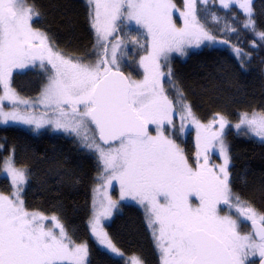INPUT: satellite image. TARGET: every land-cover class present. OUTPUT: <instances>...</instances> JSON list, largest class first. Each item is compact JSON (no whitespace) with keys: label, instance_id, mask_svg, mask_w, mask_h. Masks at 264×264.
Listing matches in <instances>:
<instances>
[{"label":"snow or ice","instance_id":"1","mask_svg":"<svg viewBox=\"0 0 264 264\" xmlns=\"http://www.w3.org/2000/svg\"><path fill=\"white\" fill-rule=\"evenodd\" d=\"M198 2L206 4L207 0H185V11L180 14L184 25L177 28L172 20V0H86L97 58L85 62L83 57L61 52L47 32L33 27L40 17L34 5L26 6L27 0H0V123L15 121L37 128L53 123L75 133L84 147L95 149L105 174L110 173L108 183L118 180L121 198L130 197L144 207L160 264H255V258L264 264V213L230 187L227 118L217 113L208 124L200 123L177 89L181 119L195 124L197 139L203 141L195 166L163 132L165 124H172L174 105L162 84V78H170L172 71H161V59L167 63L171 52L183 54L186 45L215 42L197 17ZM220 3L225 8L239 3L247 17L244 28L256 31L252 0ZM124 20L134 21L147 40V55L139 61L144 72L141 80L120 71L118 52L124 41L109 40ZM256 34L264 40V32ZM233 51L238 57L247 55L239 48ZM37 62L50 72L39 103L51 109L55 119H47L46 114H22L19 105H33L11 86L14 71L28 70ZM4 101L10 102L13 110L5 111ZM149 124L156 125L155 136L149 134ZM90 125L95 126L94 131ZM234 127L238 131L246 127L264 141V114L242 112ZM113 143L118 146H111ZM210 148H218L221 165L209 166ZM0 171L10 176L13 186L10 195L0 194V264H89L87 244H77L56 216L26 209L22 199L26 170L15 168L9 158ZM192 198L198 200L195 206ZM220 205L230 212L235 209L238 219L220 215ZM115 206L108 198L90 224L97 242L123 257L100 223ZM48 219L56 221L58 233L45 227ZM247 222L252 230L242 234L240 225ZM131 264L144 262L133 257Z\"/></svg>","mask_w":264,"mask_h":264},{"label":"trees","instance_id":"2","mask_svg":"<svg viewBox=\"0 0 264 264\" xmlns=\"http://www.w3.org/2000/svg\"><path fill=\"white\" fill-rule=\"evenodd\" d=\"M27 4L34 5L40 13L33 27L47 32L61 52L83 57L85 62L95 61V34L90 26L86 0H27ZM215 7L211 5L228 24L235 22L236 30L228 36L229 42L247 55L239 58L230 47L216 46L192 51L186 57L174 56L171 83L168 79L165 83L168 94L175 100L177 89L182 92L193 113L203 122L217 113L231 122H237L242 112L264 114V40L258 39L256 34L264 32V0H252L255 32L244 28L245 15L235 7ZM210 25L217 32V23ZM125 26L120 25L119 30L123 31ZM145 53V50L138 51L136 57L131 54V63L122 70L134 79H142L139 61ZM44 81L42 73L29 69L16 72L12 84L20 94L35 97ZM192 136L189 133L183 138L178 134V141L188 154ZM226 141L233 193L257 212L264 213V141L238 134L233 129L228 130ZM0 145H3L0 169L5 158L12 154L15 165L26 170L23 196L27 210L56 216L76 243L88 244L89 264H126L122 258L103 250L92 234L93 187L100 173L93 155L63 134L41 132L36 135L22 127L1 124ZM0 191L12 192L8 178L0 176ZM114 194L118 196V188ZM106 227L113 243L125 255L137 256L144 264H160L152 233L139 206L121 204Z\"/></svg>","mask_w":264,"mask_h":264},{"label":"rangeland","instance_id":"3","mask_svg":"<svg viewBox=\"0 0 264 264\" xmlns=\"http://www.w3.org/2000/svg\"><path fill=\"white\" fill-rule=\"evenodd\" d=\"M172 2L175 4V8L172 9V20L175 23L177 28H181L184 25V20H183V17L180 14L185 11V0H172ZM178 3H179V6H178ZM211 5H213L214 7H215V5H217V6L219 5L221 8L225 9V7H223L221 5L220 0H207L206 4H201V3L198 2V4H197V9H198L197 17L200 20V23L204 26L205 30L210 35H212L215 38V42L205 41L204 43L200 44L199 46H197L195 44L186 45L183 54H181L179 52H171L169 54L167 63H165V61L163 59H161V61H160V63H161V71L167 73L169 68L172 69V59L174 58V56L186 57L190 52L195 51V50H201V49H203L205 47L211 48V47H216V46H219V47L227 46V47H230L232 51H233L234 48H237V47H234V45H232L229 42V39H228V36L231 33L234 32L232 30L233 29L236 30L235 22H231L230 24H228L223 16H220L217 11L211 9ZM26 6H28V4H26ZM231 7H235L240 13L244 14L245 18L247 19L246 14L239 7V3H230L228 8H231ZM215 8H218V7H215ZM214 17H217L219 19L216 20V19H214ZM215 23H217V25L219 27L217 29V32H214L212 27H211V25H210V24H215ZM122 24H124L126 26L124 27L123 31H120L119 27ZM137 28H138V26L135 24L134 21L129 22L127 20H124L122 23H120L118 25V31L116 33H114L113 37L109 38V40L112 41V42H114L116 39H120V40L124 41V44L121 46V49L118 52V62L120 64V70H122L127 64L131 63V61H132V59L130 58L131 54H132V56L134 55L136 57V55H135L136 52H138V51L142 52V51L145 50L146 53L143 56L147 55V50H148L147 49V40L144 37V35L142 34L143 30L137 31ZM218 34H220V36ZM258 39H261V38L258 36ZM135 41H139V43H136ZM220 41H226V43H220ZM140 45H145V47L142 48ZM233 53H234V51H233ZM241 57L244 58V56H241ZM48 67L50 69V66H48ZM28 70H21V71H18V72H24V71H28ZM30 70L38 71V72L42 73L44 75V77H45V81H44V83H43V85H42V87L40 89V93L37 96H35V97H28V96L22 95V94H20L19 92H17L15 90L18 93V95H19V97L21 99L29 100L32 103V105H33L31 107L25 106V105H19V111L22 114H25V115H27V114H35L37 117L41 116L42 114H46V118L47 119H55V114L51 111V109H46L44 107V105L39 103V97H40L41 91H42L44 85H46L47 82H48L47 81V75L50 74V72L46 73L43 69H41L40 66H39V62H37V64L34 67H30ZM142 71H143V69H142ZM16 72L17 71H14L13 75ZM143 76H144V72H143ZM129 77L131 79H134L131 75ZM12 79H13V77H12ZM166 79L171 80V77L170 78H162V84H163V87H164V90H165V94L168 96L169 100H171L173 102V105H174V111H173L172 117H171L173 123L170 124V125L172 126V128H177L178 126H181L180 127L181 131H179V130L177 131L179 135L181 134V137L184 136V135H187L190 132L192 133V135L195 137V142H196V152L194 154V157H196L197 151H201L202 150L203 141L202 140L198 141V139H197L198 130H197L195 124H192L191 121L188 120V119H185V120L181 119V116L183 115V112H182V109H181V103L178 102V98L174 100L168 94L167 86L165 85ZM134 80H137V79H134ZM11 86L14 89L13 84H11ZM2 94H3V90L0 93V95H2ZM3 103H4V110L5 111L13 110L12 109V105H11L10 102L4 101ZM249 114H251V113H249ZM211 120H212V118L209 121H207V122H203L201 120H199V121L202 124H208ZM227 120L229 121V126L225 129L226 134H227L229 129H233L238 134H244L246 136H249V137H252V138H255V139L261 141V139H259L258 137L254 136L250 131H248V129L246 127H242V129L239 130V131L234 127L235 124L239 123L240 118L238 119L237 122H231L228 118H227ZM0 124L3 125V126H18V127H22V128H24V129H26V130H28L31 133L36 134V135L41 133V132H48V133H51V134H57V133L63 134L65 136H67V137L72 138L82 149H84L86 152L90 153L91 155H93L97 159V161L99 163V166H100V173L98 174L96 183H95V185L93 187L92 218L94 217V215L96 213L102 211V207L101 206L107 204L108 198H110L112 201L116 202V206L113 207L110 210L111 214L109 216H107V217L102 216L101 220H100L101 226L103 227L104 231L107 232V234H108V231H107L106 225H107V223H109L113 219L115 211L117 210V208H119V206L121 204L129 203V204H134L136 206H139L143 210V212L145 214L144 207L141 206L136 200H134V199H132L130 197L129 198H124V199L121 198L120 183H119L118 180H112L111 183H108V175H110V173L109 174H105L103 163L99 159V154L95 151V149H88V148L84 147L82 145L81 140L76 136L75 133H72L70 131H65L63 129H58V128H56L55 124H53V123L42 124V126H40L39 128H37L35 124H25V123L15 122V121H9L7 124H4V123H0ZM149 125L152 126L153 130H156V125H154V124H149ZM165 127H166V124L163 127L164 135L167 136L169 139H172L177 145H179L180 141H178V135H174L173 136L172 135L173 133L170 134L169 132H166L167 128H165ZM215 127H218V125L214 126V128ZM90 128L94 131L95 126L94 125H90ZM155 135L156 134H154V136ZM97 136H98V134H97ZM225 140H226V136H225ZM97 142L99 143L98 139H97ZM226 143H227V141H226ZM227 145H228V143H227ZM102 146H104V145H102ZM111 146L116 147L118 145L117 144H112ZM104 147L107 148L109 146H104ZM0 148H3V145H0ZM210 150L213 151V154H215V153L218 154L219 153L218 152V148H210L208 150V152ZM228 150H229V147H228ZM229 156H230V154H229ZM9 158L12 159L13 166L15 168L25 170L24 168L15 165L14 158H13L12 154L10 156H7L5 158V160H7ZM200 162L201 163L203 162V157L200 158ZM219 165H221V164H219ZM193 166H195V164H193ZM229 166H230V163H229ZM0 176L8 178L10 183H11V185H12L11 178L6 173L1 172ZM26 177H27V174H26ZM116 188H118V196H117V194H114V191L116 190ZM24 190H25V188H24ZM12 191H13V186H12ZM0 194H4V193H2L0 191ZM10 194H4V195H10ZM23 194H24V191H23ZM22 199H24L23 195H22ZM219 208H220V215H232L233 219H238V214L236 213L235 209H233L230 212L227 206L223 210L221 209L220 206H219ZM40 213H42V212H40ZM42 214H44L47 217L54 216V215H49V214H45V213H42ZM92 218H91V220H92ZM58 221H59L60 224H62L64 226V224L59 219H58ZM55 223H56V221H53L51 219H48V220L44 221V225H45L46 228H53V230L58 233L59 229L54 227ZM249 224H250V222L242 223L240 225V231H241L242 234L251 231ZM64 228L67 231L65 226H64ZM67 233H68V231H67ZM108 236H109V234H108ZM109 238H110V236H109ZM95 240H96V238H95ZM96 242H97V240H96ZM98 245L103 250H105L108 253H110L108 250H106L104 247H102L99 243H98ZM87 247H88V244H87ZM88 251H89V248H88ZM120 252H122V251L120 250ZM111 255H113V254H111ZM113 256H115V255H113ZM115 257H118V256H115ZM133 257H137V256H127V255H125L123 253V257H119V258H122L125 261L126 264H131V261H132ZM256 259L259 260V258H256ZM256 259H255V262H257ZM88 260H89V256H88Z\"/></svg>","mask_w":264,"mask_h":264},{"label":"flooded vegetation","instance_id":"4","mask_svg":"<svg viewBox=\"0 0 264 264\" xmlns=\"http://www.w3.org/2000/svg\"><path fill=\"white\" fill-rule=\"evenodd\" d=\"M172 123H173V121H172ZM149 126H150V133L149 134L152 135V136H154V134H157V131L156 130H153V128H152L151 125H149ZM180 127L181 126H178L177 128H172V126L170 124H168V125L166 124V127L165 128H167L166 129V132H169L170 134L173 133L172 135L174 136V135H178V132H177L178 130L181 131L180 130ZM188 135H189V133L187 135L182 136V137L185 138ZM180 136H181V134H180ZM192 137H193V139H192L193 141H192V148H191V153L190 154H188L189 151H187L183 147V145H182L181 142H179L180 143L179 146L181 147V149H183L184 155L188 158L189 163L195 164L194 154L196 152V142H195V137L194 136H192ZM207 155H208V158H209V166L210 167L213 166V165L219 166V164H222L223 163V158L219 155V153L218 154L217 153L213 154V151L210 150L209 152H207ZM228 171H229V167H228ZM197 202H198V200L196 198H192L193 205H195ZM220 207H221L222 210L226 208L225 205H220ZM249 226H250V224H249ZM256 261L257 262H255V264H259L260 260L256 259Z\"/></svg>","mask_w":264,"mask_h":264},{"label":"water","instance_id":"5","mask_svg":"<svg viewBox=\"0 0 264 264\" xmlns=\"http://www.w3.org/2000/svg\"><path fill=\"white\" fill-rule=\"evenodd\" d=\"M120 71H122L126 76H128L123 70H120ZM148 131H149V133H150V126L148 125ZM100 142V141H99ZM113 144H115V143H113ZM104 146H109V145H104ZM250 228H251V230H252V227H251V223H250ZM259 264H260V262H259Z\"/></svg>","mask_w":264,"mask_h":264}]
</instances>
